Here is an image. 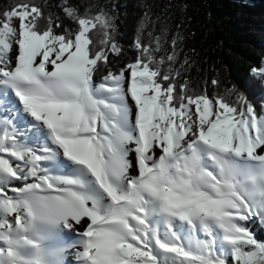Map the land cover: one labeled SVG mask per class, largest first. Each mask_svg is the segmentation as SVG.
<instances>
[{"label":"snow or ice","instance_id":"1","mask_svg":"<svg viewBox=\"0 0 264 264\" xmlns=\"http://www.w3.org/2000/svg\"><path fill=\"white\" fill-rule=\"evenodd\" d=\"M65 14L67 35L34 4L0 20V264H66L72 247L78 264H264L247 227L264 222V114L189 94L139 41L97 84L109 55L89 33L111 21Z\"/></svg>","mask_w":264,"mask_h":264},{"label":"trees","instance_id":"2","mask_svg":"<svg viewBox=\"0 0 264 264\" xmlns=\"http://www.w3.org/2000/svg\"><path fill=\"white\" fill-rule=\"evenodd\" d=\"M24 3L42 10V30L51 17L56 34L78 28L66 8L78 9L80 17L108 16L112 27L98 24L89 33L90 47L109 55L107 66L93 77L97 84L109 71L119 73L141 55L139 41L150 48L156 62L162 61V73L172 72L178 85L188 82L189 94L206 92L230 103L242 94L262 113L264 87L251 70L264 63V0H0V20ZM105 33L110 37L107 44L102 43ZM112 43L118 53L111 51ZM173 55L176 58L169 61ZM249 82L255 85L251 92L245 87ZM247 227L264 241V226L258 221L249 220Z\"/></svg>","mask_w":264,"mask_h":264},{"label":"rangeland","instance_id":"3","mask_svg":"<svg viewBox=\"0 0 264 264\" xmlns=\"http://www.w3.org/2000/svg\"><path fill=\"white\" fill-rule=\"evenodd\" d=\"M17 23V21L14 19L13 20V25H15ZM13 56H15V51H13L12 53ZM127 69V68H126ZM125 69V70H126ZM258 79L261 81L263 87H264V79H261L258 77ZM134 103V102H133ZM261 114H264V98H263V110H262V113ZM21 126H23L21 124ZM25 140H29V141H32L35 139V137L29 135V136H26L24 137ZM130 160L132 161H135V154L132 153L129 157ZM20 183H23L22 181L21 182H14V184H20ZM15 186V185H14ZM16 187H19V186H16ZM256 221H258L262 226H264V222H262L259 218H254ZM73 237H77L76 235L73 234V231H69V230H65L64 232V238H65V241L69 244H73V242L71 241V239ZM203 238V237H202ZM78 239V237L76 238V240ZM77 251V249L75 247H72V248H69L68 250V253H67V258H66V264H78V261H77V258L75 256V252Z\"/></svg>","mask_w":264,"mask_h":264},{"label":"bare ground","instance_id":"4","mask_svg":"<svg viewBox=\"0 0 264 264\" xmlns=\"http://www.w3.org/2000/svg\"><path fill=\"white\" fill-rule=\"evenodd\" d=\"M159 154H160V153L157 152V155H159ZM133 163H135V161H133ZM132 175H138V171H137L135 168L132 169ZM87 222H88V221L85 219L84 224L86 225ZM80 231H83V228H81ZM73 234L76 235V236L79 238V233H78V232L73 231ZM77 237H76V238H77ZM76 238L73 237V238L71 239V241L73 242V244L77 241Z\"/></svg>","mask_w":264,"mask_h":264}]
</instances>
